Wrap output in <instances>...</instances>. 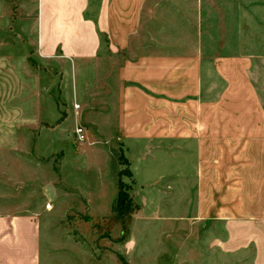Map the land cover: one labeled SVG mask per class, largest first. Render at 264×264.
Here are the masks:
<instances>
[{
	"label": "crops",
	"instance_id": "1",
	"mask_svg": "<svg viewBox=\"0 0 264 264\" xmlns=\"http://www.w3.org/2000/svg\"><path fill=\"white\" fill-rule=\"evenodd\" d=\"M11 5L5 0L0 11ZM23 9L35 18L37 57L79 68V97L94 101L95 120L85 118L95 138L143 158L155 143L158 156L182 157L175 177L192 167L195 220L253 221L254 264H264V0H30ZM245 102V127L231 135L230 118L215 110ZM114 145L121 155L123 145ZM38 214L0 207V264H88L80 245L65 240L43 256ZM34 223L35 246L18 258ZM195 238L174 240L175 264H211L201 262ZM245 243L223 248L240 252Z\"/></svg>",
	"mask_w": 264,
	"mask_h": 264
},
{
	"label": "rangeland",
	"instance_id": "2",
	"mask_svg": "<svg viewBox=\"0 0 264 264\" xmlns=\"http://www.w3.org/2000/svg\"><path fill=\"white\" fill-rule=\"evenodd\" d=\"M8 1L10 10L0 11V205L18 214L39 213L48 245L43 256L49 252L52 257L57 251L54 241L65 240L67 245H80L88 264H175L174 240L185 242L197 232L201 262L254 264L253 221L228 225L195 220L192 167L175 177L182 157L158 156L155 143L153 154L143 158L139 151L114 142L124 147L129 164H122L113 142L95 138L90 129L94 124L88 123L95 120L94 101L86 102L90 108L79 97V68L75 74L72 64L39 59L35 18L22 10L30 0H18V7L14 0ZM249 106L230 103L222 113L216 108L214 116L230 118L233 135L245 127L239 124ZM80 125L87 129L85 143L77 142L74 135ZM218 127L213 126L216 133ZM121 171L130 172L120 178ZM120 179L139 207L127 223L124 238L123 225L113 220ZM246 209L254 213V205ZM36 224L23 232L18 258H27L34 248ZM241 240L246 248L240 252L233 247L230 253L224 250L223 243Z\"/></svg>",
	"mask_w": 264,
	"mask_h": 264
},
{
	"label": "trees",
	"instance_id": "3",
	"mask_svg": "<svg viewBox=\"0 0 264 264\" xmlns=\"http://www.w3.org/2000/svg\"><path fill=\"white\" fill-rule=\"evenodd\" d=\"M120 159H122V164H127V165L129 164L127 159H125L123 153L121 154ZM125 172L129 173L130 171H121L119 173V177L121 178L125 174ZM138 209L139 207L136 204H134L132 198L129 196L126 185L120 179L119 180V192H118L117 200H116L115 207L113 210V212L115 213L113 220L119 221L123 225L122 238L126 237L127 223L128 221L131 220L134 211ZM121 217L122 219H120Z\"/></svg>",
	"mask_w": 264,
	"mask_h": 264
},
{
	"label": "built area",
	"instance_id": "4",
	"mask_svg": "<svg viewBox=\"0 0 264 264\" xmlns=\"http://www.w3.org/2000/svg\"><path fill=\"white\" fill-rule=\"evenodd\" d=\"M78 107V106H76ZM74 135L76 137L77 142L79 143H85L88 139V135H87V129L80 125L76 128Z\"/></svg>",
	"mask_w": 264,
	"mask_h": 264
}]
</instances>
